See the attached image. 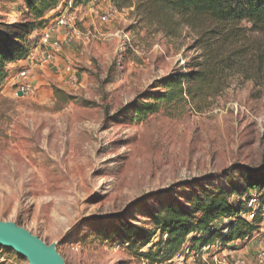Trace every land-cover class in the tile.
<instances>
[{
    "label": "rangeland",
    "instance_id": "obj_1",
    "mask_svg": "<svg viewBox=\"0 0 264 264\" xmlns=\"http://www.w3.org/2000/svg\"><path fill=\"white\" fill-rule=\"evenodd\" d=\"M118 1L62 0L38 19L24 0H0V35L28 50L5 66L0 85V221L55 245L66 264H258L264 213L245 241L207 247L188 240L176 250L162 224L171 206L198 218L197 201L219 193L253 220L259 204L241 193L245 173L264 168V79L236 77L202 111L160 103L138 116L166 91L164 79L192 71L198 51L187 28L171 38L143 21L135 0ZM114 11L108 23L99 19ZM66 12L88 39L56 33L55 61L32 63ZM0 264L29 262L0 246Z\"/></svg>",
    "mask_w": 264,
    "mask_h": 264
},
{
    "label": "trees",
    "instance_id": "obj_2",
    "mask_svg": "<svg viewBox=\"0 0 264 264\" xmlns=\"http://www.w3.org/2000/svg\"><path fill=\"white\" fill-rule=\"evenodd\" d=\"M24 1L40 19L45 13L54 11L62 0ZM91 1L78 0L79 3ZM122 1L116 5L132 6V0ZM135 1L136 12L143 21L156 26L169 37L175 38L183 28H187L195 37L194 48L198 51L191 64L192 71L185 77L173 75L164 79L161 87L166 91L153 93L148 102L136 109L138 116L157 110L160 103L189 101L202 111L211 100L220 97L236 77L255 83L264 79V0ZM27 56L28 50L24 46L5 33L0 35V85L5 66ZM244 177L247 186L241 193V199L250 202L256 198L259 204L253 220L243 218L247 213L245 207L231 202L226 193L198 200L193 209L202 213L194 220L190 219L187 210L171 206V217L164 220L162 230L169 235L176 250L188 240L196 244L200 242L203 247L215 240L223 244L245 241L258 230L264 213V168L249 170ZM224 231H228L226 235H223ZM197 238L199 241H195Z\"/></svg>",
    "mask_w": 264,
    "mask_h": 264
},
{
    "label": "built area",
    "instance_id": "obj_3",
    "mask_svg": "<svg viewBox=\"0 0 264 264\" xmlns=\"http://www.w3.org/2000/svg\"><path fill=\"white\" fill-rule=\"evenodd\" d=\"M91 13H95L94 9H91ZM114 12H107L104 14L99 15V19L103 23H108L114 16ZM62 33V37L64 40L68 43L72 42V40L76 37L77 39H83L87 40L88 36H82L81 33L78 31L77 28V17L70 14L69 12H66L65 14H62L58 16V18L46 29L42 36V45L45 48V52L42 54H39L37 56H32L30 58V61L32 63H40L41 65L50 64L55 61V55L50 52L52 51H59L61 48V40L59 37L55 38V34ZM59 35V34H58ZM30 74L29 70H24L20 74V78L25 81V83L21 86L22 92H30L32 87L31 84L26 82V79H28ZM253 204H257V199L254 198L251 201ZM252 218L255 217V214L251 216ZM256 261L258 264H264V239L260 243V248L258 250Z\"/></svg>",
    "mask_w": 264,
    "mask_h": 264
},
{
    "label": "water",
    "instance_id": "obj_4",
    "mask_svg": "<svg viewBox=\"0 0 264 264\" xmlns=\"http://www.w3.org/2000/svg\"><path fill=\"white\" fill-rule=\"evenodd\" d=\"M0 246L25 257L29 264H66L55 245L12 222L0 221Z\"/></svg>",
    "mask_w": 264,
    "mask_h": 264
}]
</instances>
